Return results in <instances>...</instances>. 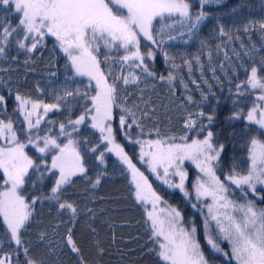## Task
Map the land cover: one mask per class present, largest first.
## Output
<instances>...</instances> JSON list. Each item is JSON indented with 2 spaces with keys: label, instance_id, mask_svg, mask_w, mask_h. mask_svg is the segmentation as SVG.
<instances>
[{
  "label": "snow or ice",
  "instance_id": "1",
  "mask_svg": "<svg viewBox=\"0 0 264 264\" xmlns=\"http://www.w3.org/2000/svg\"><path fill=\"white\" fill-rule=\"evenodd\" d=\"M223 2L198 0L194 10L192 0H0V8L16 20L13 24L7 16L0 17V58L7 57L13 47L30 57L49 43L54 54L65 58L64 79L50 81L52 86L46 90L50 101L17 91L9 113V97L0 95V264H50V258L64 249L74 254L77 264H89L74 231L81 213L87 216L92 209H80L64 194L77 177L87 180L92 188L100 185L108 154L126 169L132 195L144 208L145 227L153 245L148 252L156 258V264H212L204 245L211 253L225 257L228 264H264V207L257 204V200H264L257 191L258 186L264 188V18L250 19L237 29L257 32L261 44L245 47L241 43L248 63L233 50L237 64L230 65L233 75L244 72V79L235 83L233 104H243L241 98L252 97L246 114L240 109L228 117L254 126L246 128V168L232 160L228 170H223L225 144L208 130L215 121V108L210 113L189 112L184 121L186 131L177 137L161 132L156 106L151 97L144 99L148 84L154 89L157 79L167 83L175 94L178 71L186 68L191 76L193 61L203 78L201 56L209 44L199 32L210 18L207 9ZM215 31L229 42L239 40L223 25L218 24ZM142 42H146L143 47ZM175 42H198L199 48L191 55L169 51L166 46ZM216 47L222 50L220 45ZM158 55L169 70L167 75L158 76L150 63ZM11 59L16 60L17 56L12 55ZM116 65L119 72L113 75ZM220 67L223 70L224 65ZM211 71L216 79V69ZM49 75L55 77L57 73ZM77 78H86L88 84L84 86ZM141 82L145 83L144 88L140 87ZM180 84L188 88L183 77ZM130 86L139 94L131 103ZM36 90L45 92L40 87ZM186 100L196 103L191 95ZM207 100L208 95L202 92L200 103ZM52 112L61 113V117L49 119ZM146 121H154L147 132ZM82 127L99 133L98 140L92 142L83 135ZM118 132L123 140L138 146L137 158L156 181L168 190L178 191L200 213L199 227L194 217L185 221L180 208L154 188L149 176L126 152L117 138ZM29 147L38 154L39 163L26 151ZM87 154L94 158L95 178L89 176ZM186 162L197 173L190 187ZM48 178L53 183L47 193L28 196L26 185L34 188ZM249 193L256 199L248 198ZM44 201L55 206L61 219L50 229L37 232L35 246L43 250L38 253L30 241L25 242V235L35 221V206ZM65 214L68 221L63 220ZM88 227L95 233L94 227ZM222 242H226L228 251ZM96 253L103 256L104 249L97 246Z\"/></svg>",
  "mask_w": 264,
  "mask_h": 264
},
{
  "label": "trees",
  "instance_id": "2",
  "mask_svg": "<svg viewBox=\"0 0 264 264\" xmlns=\"http://www.w3.org/2000/svg\"><path fill=\"white\" fill-rule=\"evenodd\" d=\"M193 9L198 7V0H192ZM243 5V7H238ZM238 8L237 11L233 9ZM210 12V18L202 25L199 35L201 39L208 41L209 48L205 50L201 56V61L204 64L203 78H201V71L196 68L193 61V72L191 76L186 68H182L177 73V78L174 81L175 94L169 90V85L165 82H160L158 79L154 81L156 87L153 89L151 83L144 93V99L151 97V103L156 106L155 116L158 118V124L161 132L168 135H176L177 137L185 133L184 121L189 112L195 114L199 110L205 113L212 112L215 108V121L208 125V130L216 134V139L225 144L224 165L223 170L227 171L229 164L235 160L241 165V168H246L247 159V140L249 133L246 128L248 126L243 120H230L228 117L234 110H244L246 114L247 109L251 105L252 97L241 98L244 100L243 104L234 105L233 101L236 99L235 83L237 80L244 79V72L240 71L238 75H233L231 66L237 64V58L234 54L241 53V58L247 64L248 58L243 56L244 49L241 48V43L248 47L254 43L260 46L261 39L257 32L245 33L242 26L250 19L264 18V0H224L220 6H215L207 9ZM7 16L11 19L13 24L16 23L15 18L9 12H5L0 8V17ZM223 25L226 30H231L233 36H239V40L233 39L231 42L226 37H220L215 31L217 25ZM142 42V47H143ZM217 45L221 46L222 50H217ZM166 47L169 51L187 53L189 55L197 53L199 48L198 42L184 45L180 42H175ZM209 52L211 54V61H209ZM227 53V58L226 54ZM12 55H16L17 59L12 60ZM28 63L25 64V60ZM64 63L65 58L62 54H54L51 51V44L47 47L39 49L36 53L28 54L16 48H12L8 56L0 58V95L9 97L8 112H12L14 96L17 91L22 94L30 95L33 98L44 99L50 101L51 97L47 96L46 90L52 85L50 81L58 82L64 79ZM157 75H167L168 68L161 56H157L155 62H150ZM221 64L224 65L221 70ZM54 65V66H52ZM211 68H215L216 79L213 78ZM50 72H56L57 75L52 77ZM119 72V66L113 68V75ZM180 77H183L184 83L188 85L185 89L180 84ZM197 81L193 84L192 81ZM208 83L205 84L204 81ZM219 80V83L217 82ZM231 81V83H230ZM211 86V93L209 92ZM37 87L45 89L44 93L37 92ZM141 88L145 87V83L141 82ZM231 89V92H230ZM132 93L130 103L132 100H137L138 92L134 86L128 89ZM208 95V100L201 102V93ZM214 93L215 95H212ZM11 94V95H10ZM123 94V93H122ZM191 95L196 103L189 104L186 96ZM199 105V107H198ZM143 107V104H141ZM118 111V110H117ZM76 115L79 114L77 110ZM61 117V113H49V119H57ZM207 124V121H203ZM154 121L145 122V132L153 128ZM58 127V126H57ZM55 130V129H54ZM83 135L89 136L92 142L98 140L99 133L92 129L82 127ZM139 131L138 129L136 130ZM206 134V133H204ZM192 135L191 132L188 133ZM117 138L125 146L126 152L133 158V162L145 174L149 176L150 182L153 183L154 188L167 200L170 204L176 205L180 208L184 217H189L192 214L190 205L184 201L182 195L178 191H171L161 185L155 178L148 173L146 165L140 163L138 157L139 148L136 145L128 143L117 133ZM142 139L154 138L142 136ZM202 138V135L201 137ZM34 159L38 157L34 149L30 147L26 149ZM107 167L104 169L105 175L101 178V183L96 188H92L87 180L83 178H74L75 183L68 187L64 194V198L74 201L80 209L91 208L92 212L84 215L83 212L79 218V222L75 226L74 236L80 242L83 249L84 256L89 261V264H156V258L148 252L152 247V242L149 239V232L145 227V211L144 208L137 204L129 184V176L123 165L119 164L114 156L108 154L106 156ZM39 163V159H36ZM50 163V159H49ZM86 163L89 166V176L95 178L97 171L94 164L92 154H87ZM31 171V170H30ZM191 176L189 177V184H191L193 175L196 173L190 169ZM53 180L48 178L43 184H37L34 188L31 184L26 185L27 194L39 195L41 192L47 193L52 186ZM238 190L235 191V196H239ZM264 195V192L262 193ZM250 199L253 196L248 194ZM260 207H264V200L257 202ZM35 221L31 225V230L25 235V242H31L33 251L42 253L43 250L36 248V235L42 228L50 229L51 225L58 223L61 217L57 216L54 205L44 201L43 204L35 206ZM68 215L63 216L64 221H68ZM91 225L96 229L92 233L88 227ZM61 233L65 231L64 226L60 228ZM57 242L59 237H55ZM202 245H204L203 236L200 237ZM59 248V245H57ZM104 249L103 256H97L96 247ZM204 251L212 264H228V261L218 254H213L208 247L204 245ZM50 264H77V260L68 249L62 252L58 251L56 255L50 258Z\"/></svg>",
  "mask_w": 264,
  "mask_h": 264
},
{
  "label": "rangeland",
  "instance_id": "3",
  "mask_svg": "<svg viewBox=\"0 0 264 264\" xmlns=\"http://www.w3.org/2000/svg\"><path fill=\"white\" fill-rule=\"evenodd\" d=\"M77 79H78V80H82L84 86H86V85L88 84V81H87L86 78H77ZM185 167H186V169H187L188 172H189V177L191 176V174H190V169L193 170V171L196 173V170H195L194 166L191 165L190 163L186 162ZM196 175H197V173H196L195 175H193L192 180L195 179V176H196ZM190 185H191V184H189V187H190ZM238 191H239V190H238ZM257 191L262 195V193L264 192V188L258 186ZM249 194L251 195V193H249ZM251 196H252V195H251ZM248 198H249V197H248ZM194 199H195V197L193 196V200H194ZM254 199H256V198L254 197ZM259 201H261V200H257V202H259ZM257 204H258V203H257ZM189 205H190V204H189ZM258 206L260 207V205H258ZM149 207H150V206H149ZM190 207H191V205H190ZM191 210H192V214H191L189 217H184V218H185V221H187L188 219L194 217V218H195V223H196L197 226L199 227V225H200V223H201V216H200V213L194 211V210L192 209V207H191ZM205 212H206V209H205ZM221 246L224 248L225 251H228V250H229V248H228L226 242H222ZM218 255H219V254H218ZM220 256H221V255H220ZM221 257L224 258L225 260H227L225 257H223V256H221Z\"/></svg>",
  "mask_w": 264,
  "mask_h": 264
}]
</instances>
